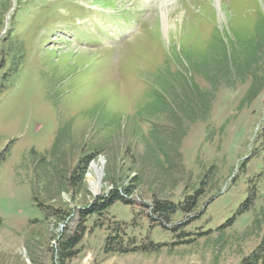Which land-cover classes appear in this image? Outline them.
Returning <instances> with one entry per match:
<instances>
[{
	"label": "rangeland",
	"instance_id": "obj_1",
	"mask_svg": "<svg viewBox=\"0 0 264 264\" xmlns=\"http://www.w3.org/2000/svg\"><path fill=\"white\" fill-rule=\"evenodd\" d=\"M82 14L90 16L78 21V30H64ZM263 20L264 0H0V79L12 62L21 64L14 84L0 94V264H240L264 235V176L257 177L264 174L263 154L255 157L264 88L255 97L250 82L218 90L210 120L192 125L174 156L173 185L153 182L155 168L132 157L140 155L153 125L168 124L165 115L144 110L162 75L187 68L185 54L210 61L213 72L218 58L208 50L211 41H249ZM65 134L76 146L103 149L81 191L58 195L52 185L54 200L37 194V204L32 152L45 155ZM212 165L216 174L200 204L173 218L183 224L174 233L148 220L151 211L143 205L153 193L182 201ZM95 167L102 175L98 193L92 190ZM140 175L131 205L117 202L109 216L91 218L78 254L64 261L57 249L63 233L72 234L83 223L80 214L99 198L125 197L122 191ZM116 221L136 238L125 244L129 252L104 250ZM180 230L193 244L180 242ZM135 246L146 249L132 251Z\"/></svg>",
	"mask_w": 264,
	"mask_h": 264
},
{
	"label": "trees",
	"instance_id": "obj_2",
	"mask_svg": "<svg viewBox=\"0 0 264 264\" xmlns=\"http://www.w3.org/2000/svg\"><path fill=\"white\" fill-rule=\"evenodd\" d=\"M254 31H256L255 35L249 41L227 43L222 38L211 41L208 50L211 51V56L214 55L218 58L217 67L213 69V72L208 68V62L210 61L198 60V62H195L194 59L191 60L185 54L184 58L188 61L187 68H180L173 73L167 70V74L162 75L161 82L158 83L159 88L157 87L154 90L151 100L145 105L144 110L147 113L149 112L148 115L152 117L165 115L168 124L166 126L153 125L149 134L143 138V149L140 155H133L132 157L133 162H141L145 165L144 167L155 168L157 177H154L153 182L157 181L160 184L170 182L173 185L174 180L172 181V177H170L171 170L169 168H171L175 159L174 156L179 154L183 140L192 125L199 121L207 122L210 120L216 93L220 88L236 89L250 82V97H255L264 88V20L257 24ZM20 66L21 64L14 65V62H12L10 72L2 75L0 94L7 91L14 84ZM202 83L205 86H202ZM257 142L260 145V151L255 153V157L261 152L264 163V126L260 129ZM76 147H78V153ZM86 148L85 144L76 146L75 138L71 134H65L64 137L59 136L56 139L52 148L45 155L32 152L34 158L30 164H32L31 168L34 169L33 173L36 174L37 178H33L31 184L33 198L37 204H39L37 194H42L47 200H54L48 190L52 185L57 189L58 195L66 192L67 188L81 191V188L85 185V176L89 165L103 149L101 145ZM75 155H78L77 158H75ZM24 162L26 169L31 166L26 161ZM215 174L216 165H212L202 175L199 182L200 188L184 197L182 201H172L153 193L150 204L143 205L151 211L148 220L160 221L159 226L161 228L169 229L174 233L183 224L178 223L175 226L173 218L182 214H191L195 211L200 204L201 197L206 192L208 182L212 180ZM263 176L264 174L261 173L257 177L262 181ZM142 178L141 175L134 178L131 181L134 185L126 187L122 191L125 197L114 193L111 198H99V201L88 207L86 213L80 214L83 223H79L72 234L63 233L58 240L57 249L64 261L74 258L78 254L77 248L88 232L87 223L91 218L94 216L102 217L103 214L109 216L112 206L117 202L127 206L131 205L128 196L141 186ZM252 203L253 197L251 196L246 203V207ZM50 210L55 214H60L61 218L68 215L66 211L63 212L53 208H50ZM196 217L198 218V215ZM93 226L99 227L98 222H94ZM133 227L135 226L133 225ZM126 229L127 224L120 221H116L114 226L108 228L109 235L105 240V252L126 253L130 251L125 247V244L127 242L130 244L135 243L136 238L129 237ZM178 236L181 239L180 242L185 245L193 244L195 241L191 238L188 239L189 235L185 234L183 230H180ZM148 244L152 247L155 246L151 241ZM142 249H146V247L135 246L132 251ZM240 264H264V235L254 250L242 258Z\"/></svg>",
	"mask_w": 264,
	"mask_h": 264
},
{
	"label": "bare ground",
	"instance_id": "obj_3",
	"mask_svg": "<svg viewBox=\"0 0 264 264\" xmlns=\"http://www.w3.org/2000/svg\"><path fill=\"white\" fill-rule=\"evenodd\" d=\"M95 173L98 176V178L97 181L92 182V190L94 193H98L101 188V176H102L98 167H95Z\"/></svg>",
	"mask_w": 264,
	"mask_h": 264
}]
</instances>
